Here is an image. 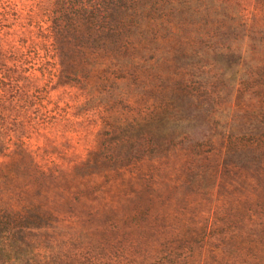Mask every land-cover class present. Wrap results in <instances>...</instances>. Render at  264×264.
Returning <instances> with one entry per match:
<instances>
[{
    "label": "rangeland",
    "instance_id": "1",
    "mask_svg": "<svg viewBox=\"0 0 264 264\" xmlns=\"http://www.w3.org/2000/svg\"><path fill=\"white\" fill-rule=\"evenodd\" d=\"M200 1L179 7L189 23L155 14L161 50L148 52L144 40L130 55L153 59L118 86L104 82L98 107L64 83L61 60L70 57L75 76L79 64L94 71L95 55L104 75L119 64L74 44L61 58L49 0H0V209L42 216L34 232L67 255L62 264H264V165L221 155L229 128L235 136L241 123L264 121V0ZM236 49L258 70L232 79L227 68L240 56L227 53ZM178 111L216 136L214 151L203 161L174 147L136 159L158 120ZM127 137L140 138L128 146L131 163L87 173L93 153Z\"/></svg>",
    "mask_w": 264,
    "mask_h": 264
},
{
    "label": "trees",
    "instance_id": "2",
    "mask_svg": "<svg viewBox=\"0 0 264 264\" xmlns=\"http://www.w3.org/2000/svg\"><path fill=\"white\" fill-rule=\"evenodd\" d=\"M182 1V2H179ZM200 0H49L47 7V17L50 21L49 31L55 39V46L61 58L64 54H71L70 45L78 49V54H108L106 63L108 67L119 64L116 72L109 76L104 75L100 66V57L95 55L94 71L90 74L83 70V65L77 68L76 76L69 71V58H62L61 76L65 84L75 86L84 92H88L85 105L97 102L101 104L99 89L103 90V83L108 82L118 86L119 80H128L137 74L134 69L147 67L152 57H145L137 54L136 51L148 39L149 47L147 51L158 54L161 50L162 33L155 29V14L158 13L164 21L170 16L177 15L186 23L192 20L189 11L179 10L180 8H190ZM203 0L200 2L206 6H213ZM181 5V6H178ZM219 6V4H216ZM177 7V8H176ZM261 12V10H259ZM193 14V12L191 11ZM255 14V9L252 12ZM250 21V20H249ZM219 27V26H218ZM218 29V28H217ZM212 36H209L210 41ZM229 49V48H228ZM174 51V52H173ZM172 54H175L173 50ZM147 52V53H148ZM217 54H224L222 50ZM227 54H239V61L236 66L227 68V74L235 79V76L242 70L245 71L246 62L249 60L245 54L247 50L236 49L228 51ZM82 58L79 63L84 61ZM128 66V67H125ZM264 66V65H263ZM250 72L258 70L259 64L255 62L249 67ZM109 89V87H107ZM180 111L176 112L177 115ZM182 112L178 118L170 119L167 116L159 119L155 130V141L144 139L148 148L142 150L136 159L144 155H151L155 151V157H160L167 149L181 148L189 154L197 155L206 159L211 154L218 140L215 135L203 137L199 134L201 126L196 127L190 120H180ZM183 127L184 132L175 135L174 127ZM209 127L212 125L206 122ZM211 127V126H210ZM240 135L231 134V128L221 139L223 160H228L233 156H240L245 163L264 165V121L251 118L246 123L240 125ZM140 144V138L133 141V138H120L114 143H107L104 147L91 155L87 166L91 169L89 173L102 172L105 168H121L131 163V156L127 153L128 146ZM142 147V144H141ZM214 148V149H212ZM155 149V150H154ZM208 149V150H207ZM148 150V151H147ZM147 151V152H146ZM146 153V154H145ZM135 159V158H132ZM43 220L42 216L32 213L26 217L18 213L5 212L0 209V264H62L63 258H67L64 253H59L58 249L51 245H43L40 242L39 234L34 229H41V226L33 228L37 221ZM33 221V224H31ZM37 225V224H36ZM75 260V259H74Z\"/></svg>",
    "mask_w": 264,
    "mask_h": 264
}]
</instances>
